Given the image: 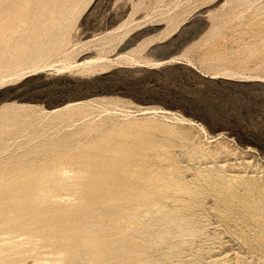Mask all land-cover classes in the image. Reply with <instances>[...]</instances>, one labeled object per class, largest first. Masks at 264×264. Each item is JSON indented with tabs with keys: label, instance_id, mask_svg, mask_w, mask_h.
Returning a JSON list of instances; mask_svg holds the SVG:
<instances>
[{
	"label": "rangeland",
	"instance_id": "1",
	"mask_svg": "<svg viewBox=\"0 0 264 264\" xmlns=\"http://www.w3.org/2000/svg\"><path fill=\"white\" fill-rule=\"evenodd\" d=\"M0 264H264V0H0Z\"/></svg>",
	"mask_w": 264,
	"mask_h": 264
},
{
	"label": "trees",
	"instance_id": "2",
	"mask_svg": "<svg viewBox=\"0 0 264 264\" xmlns=\"http://www.w3.org/2000/svg\"><path fill=\"white\" fill-rule=\"evenodd\" d=\"M169 52H164L159 54L163 57L168 55ZM171 53V52H170ZM174 71L179 74L181 78L182 85L181 90L169 89L167 91L153 92V95H160L162 99L165 100L166 107H177L182 109L185 115L191 116L196 120L205 123L211 130L212 129H223L236 130L241 129L242 125L236 117L227 118L225 116L216 117L209 110V101L202 99L201 97L194 96L197 92H207L210 89L219 90L221 89L219 85L222 83L219 81H209L202 79L196 75L189 73L184 67L173 66L165 67L164 69L158 71ZM243 138H247V135L243 134Z\"/></svg>",
	"mask_w": 264,
	"mask_h": 264
},
{
	"label": "water",
	"instance_id": "3",
	"mask_svg": "<svg viewBox=\"0 0 264 264\" xmlns=\"http://www.w3.org/2000/svg\"><path fill=\"white\" fill-rule=\"evenodd\" d=\"M179 48H181V46H179ZM172 55L169 54L167 56H163L159 59V62L157 63V65H166V64H170V63H174L177 61V57H171ZM206 77V76H204Z\"/></svg>",
	"mask_w": 264,
	"mask_h": 264
}]
</instances>
